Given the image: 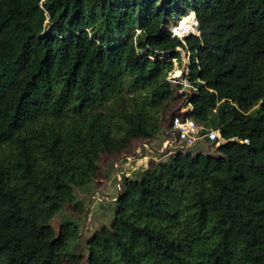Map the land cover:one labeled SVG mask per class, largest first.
Wrapping results in <instances>:
<instances>
[{
  "label": "trees",
  "instance_id": "obj_1",
  "mask_svg": "<svg viewBox=\"0 0 264 264\" xmlns=\"http://www.w3.org/2000/svg\"><path fill=\"white\" fill-rule=\"evenodd\" d=\"M192 11L183 43L166 26ZM177 48L189 118L226 141L126 178L89 264H264V0H0V264L81 263L49 222L101 155L160 132Z\"/></svg>",
  "mask_w": 264,
  "mask_h": 264
},
{
  "label": "rangeland",
  "instance_id": "obj_2",
  "mask_svg": "<svg viewBox=\"0 0 264 264\" xmlns=\"http://www.w3.org/2000/svg\"><path fill=\"white\" fill-rule=\"evenodd\" d=\"M193 14V12L189 13V15ZM188 15V16H189ZM193 21L188 29L189 33H196V20L193 16H191ZM178 18H175L170 21L169 25L166 26L167 30H170L172 26L177 23ZM178 25V24H177ZM47 28L45 31H47ZM44 31V32H45ZM178 32L181 34L179 29ZM137 33V31H136ZM180 52V60L172 59L173 69L168 73L169 78L175 76L178 80H182V76L184 73L182 71L188 68L189 60L186 58L187 53L182 48H178ZM190 68V66H189ZM188 68V69H189ZM182 69V70H181ZM186 88H190L185 86ZM175 101L172 106L168 110V117L165 118L160 132L156 135L157 138H152L151 146L154 148H159V140L161 138H165L163 136L162 129L165 124H168L170 118L177 113V110L182 106L187 108L188 104L186 102V97L182 94H175ZM169 127H165L166 130ZM169 138H172V133H169ZM201 142L198 144L193 150L192 153H208L213 155H219L218 151L215 149L217 145H213L212 142H208L206 139H200ZM130 150H127L121 156H110V155H101L99 158V170L97 175L92 177L91 181L82 187H73L74 194V203L65 204L61 207L51 218L50 226L53 228L55 233L58 232L61 225L66 222L71 223V225L75 226L76 233L74 239L70 245V250L79 254L81 257V264L88 263V249H87V241L95 233V231H99L101 228L106 227L109 228L112 224L114 217V210L116 204L113 199L118 194V189L121 188L118 185L119 176L117 168L124 167L126 171H129L131 167H125L124 160L121 163H118L119 159L125 158L126 155L130 154ZM170 156H165L163 158L154 156V154H150L145 160H137V164L132 162L133 166L138 169V172L146 170L153 165H156L162 161H165ZM133 177L129 173V178ZM119 187V188H118Z\"/></svg>",
  "mask_w": 264,
  "mask_h": 264
},
{
  "label": "water",
  "instance_id": "obj_3",
  "mask_svg": "<svg viewBox=\"0 0 264 264\" xmlns=\"http://www.w3.org/2000/svg\"><path fill=\"white\" fill-rule=\"evenodd\" d=\"M195 17V13L194 11H192ZM197 23V21H196ZM197 30V29H196ZM197 35L199 36L200 33L197 30V34L191 33L189 35H186L184 38L190 36V35ZM178 50V48L176 49ZM171 84V88L174 92V95L179 93L184 95L186 98V102L188 104V106L190 105V99L193 96V94L195 93V91L190 87L189 89L186 88L185 86L182 85L181 80H178L177 77L173 76V78L169 81ZM187 106V109L185 110L184 107L182 106L181 108H179V110H177V113L174 114L171 118L168 124H165L163 126L162 129V133L163 136L165 135V138H161L159 140V148H154L151 146V140L152 139H136L132 142L131 146L128 148V150H130V154L126 155L125 158H121L119 159L118 163H121L123 160L125 167H131V169L129 171H126L124 167H122V169L119 167L117 168L118 170V176H119V182L118 185L121 186V188L118 189V194L117 196L113 199V201H115L114 203L116 204L115 206V210L117 209V201L119 199V197L122 195L123 193V182L126 178L128 179H133L136 175L140 174L142 171L138 172L137 167L135 168L132 164V162H134L135 164H137V160H145L147 157H149V155L152 153L154 154V156H158V157H165V156H175L178 152H189L192 153V150L198 145L200 144L201 140L200 139H185V140H180L178 137V132L177 130L173 127L174 126V118L176 116H180L182 118H184V116L186 115L185 113L187 111H189ZM170 111V110H169ZM166 117H168V112L166 114ZM165 117V118H166ZM169 127V130H166L165 127ZM169 133H172L173 137L169 138ZM154 139L157 138V136L153 137ZM127 151V150H126ZM125 151V152H126ZM125 152L121 153L120 155L117 156H121L122 154H124ZM199 153V152H197ZM197 153H192V154H197ZM206 155H213V154H208V153H204ZM144 171V170H143ZM129 173L133 176L131 178H129ZM114 217H115V213H114ZM114 217H113V221H114ZM112 221V223H113ZM62 226V225H61ZM60 226V228H61ZM59 228V230H60ZM58 230V232H59ZM57 232V233H58ZM56 233V234H57ZM96 234V231L94 234H92V236L88 239L87 241V249H88V263L89 264V256H90V249L88 247V242L93 238V236ZM75 253V252H74ZM76 254V253H75ZM79 256V254H76ZM82 261V260H81ZM82 263V262H81ZM80 263V264H81Z\"/></svg>",
  "mask_w": 264,
  "mask_h": 264
},
{
  "label": "built area",
  "instance_id": "obj_4",
  "mask_svg": "<svg viewBox=\"0 0 264 264\" xmlns=\"http://www.w3.org/2000/svg\"><path fill=\"white\" fill-rule=\"evenodd\" d=\"M172 35H175L174 31L172 30ZM182 42L184 43L183 39H181ZM186 58H188L189 60V54L188 52ZM189 68V64L187 65ZM186 69L184 71H182L183 76H182V80L181 83L183 86H188L191 87L193 90H195L194 87H192L189 84V80H188V72L189 69ZM182 70V69H181ZM173 78V76L171 78H169V76H167V79L170 81ZM189 111L191 110V107H189L188 109ZM189 111H187L184 116V118L180 117V116H176L174 118V128L177 130L178 132V137L180 140H185V139H206L208 142H212V144L214 145H219L224 143L226 140L221 136L220 130L219 129H213V128H209L208 130H204L202 126L196 124L191 118H189L188 114ZM187 123V131L183 132L178 125L180 124H186Z\"/></svg>",
  "mask_w": 264,
  "mask_h": 264
},
{
  "label": "bare ground",
  "instance_id": "obj_5",
  "mask_svg": "<svg viewBox=\"0 0 264 264\" xmlns=\"http://www.w3.org/2000/svg\"><path fill=\"white\" fill-rule=\"evenodd\" d=\"M189 12V11H188ZM178 23V22H177ZM177 23L176 24H174L173 26H172V28H170V29H172L173 31H174V33H175V35H177L179 38H181V39H184V37L186 36V35H180L178 32H177V30H176V27H177ZM187 35H189V34H187ZM187 109V108H186ZM185 109V110H186ZM179 126V128L183 131V132H186L187 131V123L186 124H180V125H178Z\"/></svg>",
  "mask_w": 264,
  "mask_h": 264
},
{
  "label": "clouds",
  "instance_id": "obj_6",
  "mask_svg": "<svg viewBox=\"0 0 264 264\" xmlns=\"http://www.w3.org/2000/svg\"><path fill=\"white\" fill-rule=\"evenodd\" d=\"M195 20H196V19H195ZM177 21H178V20H177ZM175 24H176V23H175ZM196 26H197V23H196ZM196 29H197V28H196ZM169 31L172 33V29H170ZM195 34H197V33H195ZM192 35H193V34H192ZM174 36L178 37L177 35H174ZM178 38H179V37H178ZM179 39L181 40V38H179ZM194 91H195V90H194ZM189 107H191V104L188 106V108H189ZM219 145H220V144H219ZM219 145H218V146H219ZM216 148H217V146H216ZM216 148H215V149H216ZM170 157H171V156H170Z\"/></svg>",
  "mask_w": 264,
  "mask_h": 264
}]
</instances>
